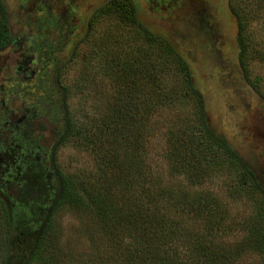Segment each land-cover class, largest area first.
Instances as JSON below:
<instances>
[{
    "label": "trees",
    "instance_id": "trees-1",
    "mask_svg": "<svg viewBox=\"0 0 264 264\" xmlns=\"http://www.w3.org/2000/svg\"><path fill=\"white\" fill-rule=\"evenodd\" d=\"M236 9L247 65L250 16L238 4ZM9 33L0 0V47L9 42ZM140 38L138 49H128L126 40L112 47L105 37L100 72L112 82V92L106 105L94 104L97 116L82 120L67 108L62 127L53 107L52 117L62 127L58 142L72 141L86 150L93 170L63 173L49 161L54 146L44 144L35 129L10 132L0 123V264H237L249 252L264 264L263 186L209 121L185 59L162 37ZM171 67L183 78L178 88L169 83ZM92 73L97 72L88 75L95 79ZM66 88L68 101L71 88ZM188 101L193 118L165 134L168 170L184 177L170 183L148 161L151 126L157 124L152 120L159 107ZM54 166L57 183L50 177ZM220 174L231 199L254 207L243 226L246 234L234 246L219 239L228 229V208L219 196L200 189ZM66 208L91 214L94 226L79 229L88 248L63 243L59 216Z\"/></svg>",
    "mask_w": 264,
    "mask_h": 264
},
{
    "label": "flooded vegetation",
    "instance_id": "flooded-vegetation-1",
    "mask_svg": "<svg viewBox=\"0 0 264 264\" xmlns=\"http://www.w3.org/2000/svg\"><path fill=\"white\" fill-rule=\"evenodd\" d=\"M2 1L10 32L9 42L0 47V123L4 129L12 132L29 126L41 138V124L51 122L58 127L52 122L53 107L60 111L64 125L68 110L62 74L92 37H117L112 32L115 27L96 32L101 22L117 16L125 28L134 30L123 37H162L185 59L208 115L211 103L220 104L217 114H225L217 133L227 140L222 129L234 115L264 178L257 150L242 131L245 115L253 104L264 101V95L243 61L242 22L234 0Z\"/></svg>",
    "mask_w": 264,
    "mask_h": 264
},
{
    "label": "rangeland",
    "instance_id": "rangeland-1",
    "mask_svg": "<svg viewBox=\"0 0 264 264\" xmlns=\"http://www.w3.org/2000/svg\"><path fill=\"white\" fill-rule=\"evenodd\" d=\"M234 2L240 5L241 8L244 7L246 13L250 16L247 35L249 37L251 51L248 56L247 67L250 79L264 95V1L234 0ZM107 27H115L112 32L117 37H110L112 47L120 40H126L124 44H126L125 47L128 49H138L143 44L144 39L142 40L140 37H123L127 34H133L134 30L125 28V25L117 16L114 21L113 19H108L103 23L101 22L96 32L104 33L101 31H104ZM92 38L94 40L92 39L88 43L86 42L80 46L75 59L66 66L62 74L64 85L71 88L67 108L70 109L73 116L82 120H85V117L89 119L90 115L93 117L96 114L97 116L99 109L94 104L106 105L107 96L112 92V89H110L112 82L101 73L103 72L101 70V67H103L101 60L104 59L102 55L107 51L106 42L108 41L105 37ZM93 71L97 72L92 73L95 79L94 77L90 78L88 76ZM168 72L171 74L169 83L171 86L178 88L183 81L181 74H178L176 67H171L168 69ZM190 104V101H188L185 104L173 105V107L165 109L159 107L154 111L152 123L157 124L153 127L151 126V131L153 132H151L152 134L148 144V161L152 164L157 175L166 182L174 183L184 180L183 176L172 174L168 170L169 164L166 157L168 143L166 142L165 134H167L170 127H183L188 119L193 118V108H191ZM211 104L212 106L209 107V109L211 108L210 114L208 115L209 121L212 122L215 129H221L223 123L226 121L225 114H217L219 109H222L220 104H215L217 108L214 107V103ZM222 111L224 112V109ZM244 118L242 122L240 121L242 131L244 134L246 133V139L256 148L259 159L264 166V101L260 104H253V107L250 108ZM231 119L238 122L234 118V115H231ZM41 122L43 121H39V123ZM52 122L58 125L56 120H52ZM41 126L42 130L39 131L42 142L50 147L54 146L49 161L55 160L56 167L60 171L66 174H74L82 171V169H87V171L93 170L95 165L94 160L86 150H83L72 141L65 142L64 144L58 142L56 136L62 130L63 125L62 127L61 125L55 127L51 122H46L43 125L41 124ZM56 167L54 166V169L50 170L51 173H54L51 174V180L54 183H57L60 176L59 170L55 169ZM226 184L225 175L220 174L207 178L201 184L200 189L210 191L219 196L228 208L230 216L226 224L228 229L219 235V239L228 246H234L246 234L243 226L246 219L253 212L254 207L251 202L245 199H231L227 194ZM59 221L63 229V243L76 245L80 248H88L87 237L80 234L79 229L83 224L94 226L90 213L80 212L79 209L66 208L60 214ZM237 264H260V257L256 253L249 252Z\"/></svg>",
    "mask_w": 264,
    "mask_h": 264
},
{
    "label": "water",
    "instance_id": "water-1",
    "mask_svg": "<svg viewBox=\"0 0 264 264\" xmlns=\"http://www.w3.org/2000/svg\"><path fill=\"white\" fill-rule=\"evenodd\" d=\"M222 130L225 133L229 144L247 163V165L254 171L258 180L264 188V178L262 171L258 168V163L253 160L255 152L251 148V146L244 140L239 127L236 125V122L232 121L229 124H226L225 128H223Z\"/></svg>",
    "mask_w": 264,
    "mask_h": 264
}]
</instances>
